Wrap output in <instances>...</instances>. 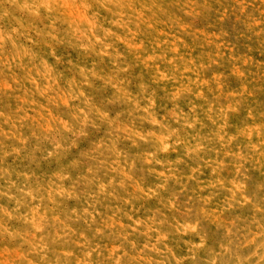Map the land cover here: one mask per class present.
<instances>
[{"label":"clouds","instance_id":"clouds-1","mask_svg":"<svg viewBox=\"0 0 264 264\" xmlns=\"http://www.w3.org/2000/svg\"><path fill=\"white\" fill-rule=\"evenodd\" d=\"M215 3L0 0V264H264V59Z\"/></svg>","mask_w":264,"mask_h":264},{"label":"rangeland","instance_id":"rangeland-1","mask_svg":"<svg viewBox=\"0 0 264 264\" xmlns=\"http://www.w3.org/2000/svg\"><path fill=\"white\" fill-rule=\"evenodd\" d=\"M210 3L213 4L214 8H218L220 5L215 3V0H210ZM221 3H224L225 7H229V11L226 15H224L222 18L213 11L212 13H206L201 18V24L208 27L209 31L219 33L220 39L223 41V43L229 47L234 49L233 54L240 56L243 54L248 53L249 47L252 49L251 55L253 57H258L259 59H264V37H256L253 35L251 31H249L247 27V20L251 17H258L259 13L256 11L255 5L248 8L246 15H241L239 10L233 12L231 9V0H221ZM264 27V25H262ZM146 41L151 39V35L146 33L145 34ZM223 64V70L225 73L229 70V63L225 60L222 61ZM138 71L144 72V69L141 68ZM235 74V70H233ZM145 78H147V73H144ZM251 79V78H250ZM227 85H235L239 82L236 81L232 77H228V79L225 81ZM136 85V79L133 76L132 80V86L131 90L133 92H136L137 89L135 87ZM251 87L256 89V97L258 98L257 103V110L264 112V78L259 79L254 84L250 85ZM103 93V89H98L96 94L99 96ZM8 101L6 98H0V107H3L4 104H6ZM183 106V105H182ZM158 107L163 108L165 111L167 110V97L162 96L158 100ZM243 110L239 116L234 115L231 118V126L232 127H239L243 124ZM136 127L142 128L145 127L143 125L142 121L137 120L136 121ZM208 129H205V132H207ZM127 147V146H126ZM130 153H134L137 150L136 149H128ZM138 171L137 175L141 177L144 182L146 183H152L153 177L147 175L146 172L140 171V165L138 163ZM183 167V166H181ZM207 178V170H205V177ZM176 186L174 184L169 185V194L176 191ZM151 207H159V205L156 204L155 201L151 202ZM178 249V254H179Z\"/></svg>","mask_w":264,"mask_h":264}]
</instances>
